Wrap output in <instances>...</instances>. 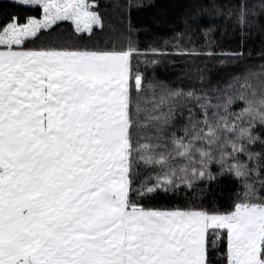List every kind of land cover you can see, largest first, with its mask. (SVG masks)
<instances>
[{"label":"snow or ice","instance_id":"1","mask_svg":"<svg viewBox=\"0 0 264 264\" xmlns=\"http://www.w3.org/2000/svg\"><path fill=\"white\" fill-rule=\"evenodd\" d=\"M100 7L0 0V264H264V0Z\"/></svg>","mask_w":264,"mask_h":264},{"label":"trees","instance_id":"2","mask_svg":"<svg viewBox=\"0 0 264 264\" xmlns=\"http://www.w3.org/2000/svg\"><path fill=\"white\" fill-rule=\"evenodd\" d=\"M100 2V10L102 12L106 11V5L108 3V0H99ZM158 2L160 3H168V4H178L179 0H158ZM108 11H110V9H108ZM152 9H146L144 13H142V16H148L151 17V13H152ZM174 12L178 13L179 12V8L176 7L173 9ZM174 16H169L168 19H174ZM158 30V32L163 35L164 33H166L168 31V26L166 24H161V25H156L155 26ZM258 48V45H257ZM255 59L258 60V56L255 57ZM180 67H182V65L179 66H173V65H169L167 68L161 67L159 68L157 71L160 75V77L162 79L166 78L169 80H175L177 76L180 75ZM215 69H213V75L215 76ZM177 83H179V81H176ZM184 83L187 84L188 81L187 79L184 80Z\"/></svg>","mask_w":264,"mask_h":264}]
</instances>
